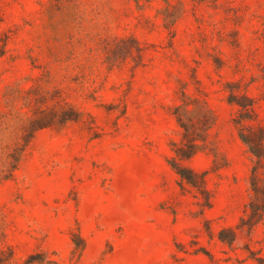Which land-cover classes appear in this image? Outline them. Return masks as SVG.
<instances>
[{
  "label": "rangeland",
  "instance_id": "rangeland-1",
  "mask_svg": "<svg viewBox=\"0 0 264 264\" xmlns=\"http://www.w3.org/2000/svg\"><path fill=\"white\" fill-rule=\"evenodd\" d=\"M182 89L215 115L202 213L167 162ZM230 90L264 126V0H0V119L77 116L0 183V264H264L263 224L218 239L249 199Z\"/></svg>",
  "mask_w": 264,
  "mask_h": 264
},
{
  "label": "trees",
  "instance_id": "trees-1",
  "mask_svg": "<svg viewBox=\"0 0 264 264\" xmlns=\"http://www.w3.org/2000/svg\"><path fill=\"white\" fill-rule=\"evenodd\" d=\"M228 101L240 108L233 123L239 139L246 146L251 162L248 174L249 199L243 214L234 227L224 228L218 233L220 241L231 245L240 231L250 233L257 225H264V126L255 123L252 100H238L233 90H230ZM171 113L176 120L177 137L170 139L171 154L167 162L179 177L181 186H188L193 190L202 213L211 206L213 194L207 188L206 173L193 171L185 162L199 152L210 151L217 157L216 143L210 138L215 115L203 98L189 95L184 89L180 91L179 102L172 107ZM75 119L76 115L69 116L65 112L52 113L46 117L30 119L28 123L23 121L16 127L5 126L0 119V183L14 176L25 149L38 130L53 123L64 125ZM213 162L216 164V159ZM73 242L78 248H83V240L78 235L73 238Z\"/></svg>",
  "mask_w": 264,
  "mask_h": 264
}]
</instances>
